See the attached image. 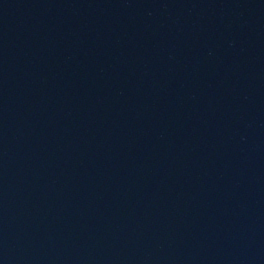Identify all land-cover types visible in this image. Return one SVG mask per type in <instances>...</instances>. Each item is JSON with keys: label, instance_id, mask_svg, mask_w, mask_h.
<instances>
[{"label": "water", "instance_id": "95a60500", "mask_svg": "<svg viewBox=\"0 0 264 264\" xmlns=\"http://www.w3.org/2000/svg\"><path fill=\"white\" fill-rule=\"evenodd\" d=\"M0 264H264V0H0Z\"/></svg>", "mask_w": 264, "mask_h": 264}]
</instances>
